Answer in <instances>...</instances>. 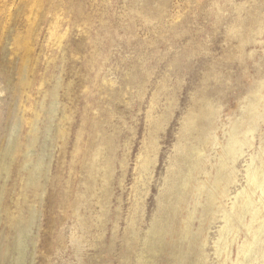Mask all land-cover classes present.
Masks as SVG:
<instances>
[{"label": "rangeland", "instance_id": "374dc122", "mask_svg": "<svg viewBox=\"0 0 264 264\" xmlns=\"http://www.w3.org/2000/svg\"><path fill=\"white\" fill-rule=\"evenodd\" d=\"M0 105V264H264V0H0Z\"/></svg>", "mask_w": 264, "mask_h": 264}, {"label": "bare ground", "instance_id": "6f19581e", "mask_svg": "<svg viewBox=\"0 0 264 264\" xmlns=\"http://www.w3.org/2000/svg\"><path fill=\"white\" fill-rule=\"evenodd\" d=\"M12 62V61H11ZM5 77V76H4ZM3 101V100H2ZM5 104V103H4ZM3 104V105H4ZM2 105V106H3ZM1 106V105H0ZM1 106V107H2ZM0 107V108H1ZM3 109V108H2ZM5 109H7V108H5ZM4 110V109H3ZM1 111V110H0ZM6 111V110H5ZM3 112V111H2ZM3 114V113H2ZM5 116V115H4ZM3 122V121H2ZM2 124V123H1ZM1 126V125H0ZM6 165V164H5ZM38 174V173H37ZM264 176V175H263ZM262 176V174H258V173H250V181L253 183V185H255L256 187H262L263 189H264V177ZM217 184H218V186L219 187H222L221 185H220V183H219V181L217 180ZM248 200V199H247ZM246 202V201H245ZM242 203H244V201L242 202ZM254 211V215H256L257 214V211L256 210H253ZM263 222H264V219H263ZM162 227V226H161ZM260 229V228H259ZM20 231H22L23 232V227H21V230ZM155 235V234H154ZM23 239V238H22ZM17 246H18V248H20L21 247V243H18L17 244ZM249 248H251V247H249ZM142 260V259H141Z\"/></svg>", "mask_w": 264, "mask_h": 264}]
</instances>
